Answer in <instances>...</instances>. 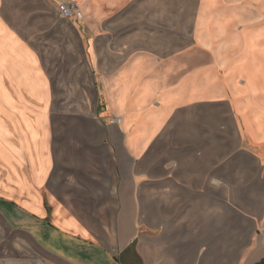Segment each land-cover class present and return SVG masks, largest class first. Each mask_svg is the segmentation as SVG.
I'll return each mask as SVG.
<instances>
[{
  "label": "crops",
  "instance_id": "obj_1",
  "mask_svg": "<svg viewBox=\"0 0 264 264\" xmlns=\"http://www.w3.org/2000/svg\"><path fill=\"white\" fill-rule=\"evenodd\" d=\"M41 22L77 34L46 43L64 73ZM263 23L264 0H0V264L264 259Z\"/></svg>",
  "mask_w": 264,
  "mask_h": 264
},
{
  "label": "rangeland",
  "instance_id": "obj_2",
  "mask_svg": "<svg viewBox=\"0 0 264 264\" xmlns=\"http://www.w3.org/2000/svg\"><path fill=\"white\" fill-rule=\"evenodd\" d=\"M36 24V23H35ZM52 23L50 22H41L39 23V28H40V32L38 33V41L37 42V49H40L41 50V62H42V65L45 67V71L46 72H49L50 68L55 70L56 72H62L64 73L65 69L66 68H70L71 65L67 62L64 61V56L63 55H57V58L55 59L54 57H56V55H52V54H48V53H44V51L46 50V43L48 41H51V40H54V36H64L65 33H67V38L70 39V41H72V45L73 46H78L79 45V41H78V37H77V34L71 30L69 28H64L61 24H58L56 26H53V27H50ZM55 29H52L54 28ZM263 30H264V23H263V26L261 27ZM64 29H65V32H64ZM37 31V29H36ZM35 31V32H36ZM70 32H72V34H70ZM37 35V33H36ZM67 57H72L71 59H76L77 58V54L74 53L72 55L70 54H67ZM69 59V60H71ZM51 61V62H50ZM70 62V61H69ZM78 62L75 64V66H78ZM241 85H244V81L241 80ZM37 87V86H35ZM3 88H6V87H3ZM18 90H19V93L23 94L22 92V86L18 85V87H16ZM59 88V87H58ZM57 88V89H58ZM28 91H26L27 93H32L30 91V86L27 87ZM39 92V90H38ZM41 93H44V91L41 90ZM0 94H3V95H8L9 93H5L4 90H2V87L0 86ZM1 102V101H0ZM6 103H9V102H6ZM1 104V103H0ZM12 104V103H11ZM44 105L46 103H43ZM58 108L59 109H64L65 107V103H56ZM75 104H78V103H74ZM67 105H73V103H67ZM62 127H64V124H61ZM59 137V141H62V137H61V134H58ZM10 235V231L6 230L4 226L0 225V236L3 235V236H6V235Z\"/></svg>",
  "mask_w": 264,
  "mask_h": 264
},
{
  "label": "bare ground",
  "instance_id": "obj_3",
  "mask_svg": "<svg viewBox=\"0 0 264 264\" xmlns=\"http://www.w3.org/2000/svg\"><path fill=\"white\" fill-rule=\"evenodd\" d=\"M6 16H7V15H6ZM7 17H8V16H7ZM7 17H6V18H7ZM21 18H22V17H20V19H21ZM17 19H18V18H17ZM20 19H19V20H20ZM25 19H26V18H25ZM23 22H24V20H23ZM19 23H20V22H19ZM19 23H18V24H19ZM15 24H16V23H15ZM22 24H23V23H22ZM22 24H21V25H22ZM16 26H17V24H16ZM17 27H20V26H17ZM14 29H15V27H14ZM15 30H17V29H15ZM115 44H116V43H115ZM119 51H120V50H119ZM111 55H112V54H111ZM114 55H117V54H114ZM110 57H111V56H110ZM113 57H115V56H113ZM125 58H126V57H125ZM9 60H10V59H9ZM108 68H109V67H108ZM108 68H107V69H108ZM110 68H111V67H110ZM110 68H109V69H110ZM120 68H121V67H120ZM120 68H118V70H119ZM121 70H122V69H121ZM120 73H121V72H120ZM173 74H174V73H173ZM130 75H131V74H130ZM202 77H204V76H202ZM115 79H116V78H115ZM130 79H131V78H130ZM154 79H155V78H154ZM116 80H118V79H116ZM124 80H125V79H124ZM124 80H120V81H124ZM112 81H113V80H112ZM204 81H205V80H204ZM148 82H150V81H148ZM145 84H146V83H145ZM115 85H116V84H115ZM115 85H114V87H115ZM117 86H118V84H117ZM124 86H126V85H124ZM126 87H127V86H126ZM128 87H130V86H128ZM143 87H144V85L142 86V89H143ZM146 87H147V86L145 85V88H146ZM115 88H117V87H115ZM119 88H120V87H119ZM145 88H144V89H145ZM147 88H149V86H148ZM109 90H110V89H109ZM110 91H111V90H110ZM122 92H123V90H122ZM130 92H131V91H130ZM142 92H143V91H142ZM142 92H141V94H142V95H145L144 92H143V93H142ZM145 93H146V92H145ZM142 95H140L139 98L142 99ZM172 95H173V94H172ZM173 96H174V95H173ZM119 97H120V96H119ZM124 97H125V96H124ZM145 97H146V96H145ZM169 97H170V95H169ZM120 98H121V97H120ZM141 99H140V100H141ZM202 99H203V98H202ZM172 101H173V100H172ZM142 102H143V101H142ZM169 103H170V102H169ZM176 103H177V102H176ZM121 104H122V103H121ZM211 106H212V105H211ZM211 106H210V107H211ZM208 107H209V106H208ZM200 108H201V107H200ZM208 109H209V108H208ZM201 110H202V109H201ZM205 111H206V110H205ZM214 112H215V111H214ZM214 112H212V113H214ZM159 113H161V112H159ZM204 114H205V113H204ZM198 117H199V115H198ZM198 117H197V118H198ZM205 117H206V116H205ZM148 118H149V117H148ZM200 119H201V118H200ZM214 119H215V118H214ZM148 120H149V119H148ZM148 120H147V121H148ZM153 120H154V118H153ZM160 120H161V119H160ZM147 121H146V122H147ZM149 121H150V120H149ZM200 121H201V120H200ZM146 122H145V123H146ZM159 122H160V121H159ZM209 122H210V121H209ZM168 123H169V122H168ZM204 123H205V122H204ZM157 124H158V123H157ZM186 124H187V123H186ZM165 125H166V124H165ZM181 126H183V125H181ZM184 126H185V125H184ZM187 126H189V125H187ZM209 126H211V125H209ZM163 127L165 128V126H163ZM218 127H219V125H218ZM156 129H157V128H156ZM156 129H155V130H156ZM190 129H191V128H190ZM220 129H221V128H220ZM144 130H146V128H145ZM160 130H161V129H160ZM179 130L182 131L183 129H182V130L179 129ZM180 131H179V132H180ZM208 131H209V130H208ZM216 131H217V130H216ZM150 132H151V131H150ZM154 132H155V131H154ZM154 132H153V133H154ZM159 132H161V131H159ZM192 132H193V131H192ZM155 133H156V132H155ZM155 133H154V135H155ZM202 133H203V132H202ZM65 134H67V132H66ZM132 134H133V133H132ZM150 134H151V133H150ZM198 134H199V133H198ZM198 134H197V135H198ZM162 135H163V134H162ZM162 135H161V138H160V139H162ZM189 135H190V133H189ZM135 137H136V136H135ZM188 137H189V136H188ZM188 137H187V138H188ZM198 137H199V136H198ZM235 138H237V137H235ZM66 139H67V138H66ZM78 139H80V138H78ZM135 139H136V138H135ZM139 139H140V138H139ZM202 139H204L203 136H202ZM238 139H239V137H238ZM178 140H179V139H178ZM72 141H74V140H72ZM134 141H135V140H133V143H134ZM145 141H146V140H145ZM148 141H149V140H148ZM160 141H161V140H160ZM173 141H174V140H173ZM186 141H187V140H186ZM199 141H200V140H199ZM206 141H207V140H206ZM219 141H220V140H219ZM76 142H78V140H77ZM76 142H75V143H76ZM194 142H195V141H194ZM196 142H197V141H196ZM196 142H195V143H196ZM209 142H210V141H209ZM220 142H221V141H220ZM66 143H67V141H66ZM145 143H146V142H145ZM147 143H148V142H147ZM157 143H158V142H157ZM167 143H168V142H167ZM197 143H198V142H197ZM226 143H228V142H226ZM67 144H68V143H67ZM78 144H79V143H78ZM175 144H177V143H175ZM181 144H182V142H181ZM222 144H224V143H222ZM79 145H80V144H79ZM140 145H141V144H140ZM147 145H148V144H147ZM194 145H195V144H194ZM210 145H211V144H210ZM210 145H209V147H210ZM76 146H77V145H76ZM220 146H222V145H220ZM140 147H141V146H140ZM157 147H158V146H157ZM160 147H161V146H160ZM211 147H212V146H211ZM218 147H219V146H218ZM222 147H223V146H222ZM74 148H75V146H74ZM154 148H155V147H154ZM156 149H157V148H156ZM207 149H208V147H207ZM216 149H217V148H216ZM224 149H225V148H224ZM66 150H67V149H66ZM160 150H161V149H160ZM186 150H187V149H186ZM199 150H200V149H199ZM201 151H202V150H201ZM213 151H217V150H213ZM184 152H185V151H184ZM209 152H210V151H209ZM69 154H70V153H69ZM208 154H209V153H208ZM212 154H214V153H212ZM224 154H226V153H225V150H224ZM155 155H156V154H155ZM69 156H70V155H69ZM70 157H71V156H70ZM78 158H79V157H78ZM186 160H187V159H186ZM186 160H182V161L185 162ZM193 160H194V159H193ZM211 161H212V159H211ZM197 162L199 163V161H197ZM206 162H207V161H206ZM71 163H72V162H71ZM193 163H194V161H193ZM98 164H99V163H98ZM108 164H109V163H108ZM200 165H201V163H200ZM200 165H199V166H200ZM201 166H202V165H201ZM143 168H144V167H143ZM106 169H107V168H106ZM106 169H105V170H106ZM201 169H202V168H201ZM207 169H208V168H207ZM196 170H197V169H196ZM205 170H206V167H205ZM205 170H204V171H205ZM110 171H111V170H110ZM198 171H199V170H198ZM105 172H106V171H105ZM107 172H108V171H107ZM109 173H110V172H109ZM202 174H203V173H202ZM90 175H91V174H90ZM107 175H109V174H107ZM201 176H202V175H200V177H201ZM186 177H187V176H186ZM198 179H200V178H198ZM194 180H195V179H194ZM202 180H203V179H202ZM224 180H226V179H224ZM200 181H201V180H200ZM193 182H195V181H193ZM227 182H228V181H227ZM231 183H232V182H231ZM202 184H203V183H202ZM208 184H209V183H208ZM191 185H193V184L191 183ZM199 185H200V184H199ZM203 185H204V184H203ZM229 185H231V184L229 183ZM232 185H233V184H232ZM145 186H146V185H145ZM233 187H234V186H233ZM145 188H146V187H145ZM156 189H157V188H156ZM233 191H234V190H233ZM223 192H225V191H223ZM148 193H150V192H148ZM153 193H154V192H153ZM140 194H141V193H140ZM226 194H227V193H226ZM153 195L155 196V193H154ZM153 195H151V196H153ZM168 195H169V194H168ZM141 196H142V194H141ZM164 196H165V194H164ZM164 196H162V197L164 198ZM231 196L233 197V196H235V195H231ZM142 197H144V199H145L146 195H145V196H142ZM160 197H161V196H160ZM232 197H231V198H232ZM246 197L248 198V196H246ZM165 198L168 199L169 197L167 198V196H166ZM229 198H230V197H229ZM140 199H141V198H140ZM154 199H155V198H154ZM157 199L159 200V197H158V196H157ZM255 199H256V198H255ZM158 200H157V202H158ZM146 201H147V200H146ZM151 201H152V200H151ZM155 201H156V199H155ZM162 201H163V200H162ZM143 202H144V201H143ZM148 202H149V201H148ZM163 202H164V201H163ZM245 202H246V201H245ZM141 203H142V199H141ZM260 203H261V201H260ZM156 204H157V203H156ZM235 204H236V203H235ZM256 205H257V204H256ZM262 205H263V204H262ZM144 206H145V205H144ZM156 206H157V205H156ZM232 207H233V206H232ZM233 208H234V207H233ZM233 208H232V209H233ZM144 209H145V208H144ZM242 210H243V209H242ZM257 210H258V209H257ZM238 213H239V211H238ZM180 214H181V213H180ZM241 215L243 216V214H241ZM241 215H240V216H241ZM240 216H239V218H240ZM179 217H180V216H179Z\"/></svg>",
  "mask_w": 264,
  "mask_h": 264
},
{
  "label": "built area",
  "instance_id": "obj_4",
  "mask_svg": "<svg viewBox=\"0 0 264 264\" xmlns=\"http://www.w3.org/2000/svg\"><path fill=\"white\" fill-rule=\"evenodd\" d=\"M58 16L60 19L66 21H82L84 14L80 6L75 2L64 1L58 5L57 8ZM120 122V119H117ZM46 264V263H41Z\"/></svg>",
  "mask_w": 264,
  "mask_h": 264
},
{
  "label": "water",
  "instance_id": "obj_5",
  "mask_svg": "<svg viewBox=\"0 0 264 264\" xmlns=\"http://www.w3.org/2000/svg\"><path fill=\"white\" fill-rule=\"evenodd\" d=\"M256 264H264V259H262L261 261H259L258 263Z\"/></svg>",
  "mask_w": 264,
  "mask_h": 264
}]
</instances>
